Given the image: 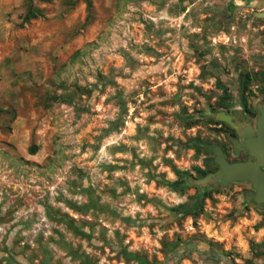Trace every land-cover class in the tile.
Here are the masks:
<instances>
[{"label":"rangeland","instance_id":"1","mask_svg":"<svg viewBox=\"0 0 264 264\" xmlns=\"http://www.w3.org/2000/svg\"><path fill=\"white\" fill-rule=\"evenodd\" d=\"M29 1H0L50 30L0 67V264H264L251 184L198 182L264 94V0H35L24 28Z\"/></svg>","mask_w":264,"mask_h":264},{"label":"water","instance_id":"2","mask_svg":"<svg viewBox=\"0 0 264 264\" xmlns=\"http://www.w3.org/2000/svg\"><path fill=\"white\" fill-rule=\"evenodd\" d=\"M256 16L264 18V11L255 12ZM226 121L230 120L225 115H221ZM245 130L241 141L230 138L235 146L245 149L249 158L246 161L229 162L220 147L209 145V149L214 153V163L218 166L217 171L199 179V184L209 180L227 186L236 181H247L251 184L252 190L249 192L250 199L257 205L264 204V110L257 121V128L254 130L250 126ZM254 158V160H252Z\"/></svg>","mask_w":264,"mask_h":264},{"label":"flooded vegetation","instance_id":"3","mask_svg":"<svg viewBox=\"0 0 264 264\" xmlns=\"http://www.w3.org/2000/svg\"><path fill=\"white\" fill-rule=\"evenodd\" d=\"M262 109L264 110V94H262L259 102L248 101L246 103L245 101L242 103L239 111H237V118L234 119L235 125L224 123L219 126L222 129L221 131L224 134V137L213 143V145L220 147L225 158L229 162L246 161L250 159L248 152L243 148L235 146L230 138H235L237 141H241L248 126L255 130ZM209 151V161L213 163L214 167L212 168V171L215 172L217 171L218 166L213 161L214 153L211 150ZM252 160H254V158H252ZM262 169L264 170V167H262Z\"/></svg>","mask_w":264,"mask_h":264},{"label":"crops","instance_id":"4","mask_svg":"<svg viewBox=\"0 0 264 264\" xmlns=\"http://www.w3.org/2000/svg\"><path fill=\"white\" fill-rule=\"evenodd\" d=\"M1 2H5V3H15L18 1H22V0H0ZM29 3L33 4V6H35L40 12H42V16H38L36 18H31L28 22L23 23L24 24V28L25 26L28 27L29 24L31 23H40V18L47 16V14H44L45 11L42 10V8L40 6H38L35 3V0H31L29 1ZM21 21H22V17H21ZM2 31V37H0L2 39V42H0V46L2 45H6L7 50L3 51L0 48V67L3 66H7V67H20V66H24V67H40V66H45L46 62H47V57H45V55H42L41 53H45V51H47V49H49L47 46H45L46 44H49V40H46L43 44L42 47L41 46H35L36 48V54L33 55L31 54V58L29 60V62H21L20 60L17 61L18 59L16 58H12V50L14 49V47H16V37L19 36L22 32L27 31L28 33H30L31 35V44L35 45L38 41V39H40L39 37L36 36H42V35H46L49 34L50 30H37L34 29L32 27H29L28 29H23V28H17L16 30L13 28H7V29H3L0 28V32ZM0 35V36H1ZM40 52V53H39ZM33 55V56H32ZM1 82V81H0ZM0 91H1V86H0Z\"/></svg>","mask_w":264,"mask_h":264},{"label":"trees","instance_id":"5","mask_svg":"<svg viewBox=\"0 0 264 264\" xmlns=\"http://www.w3.org/2000/svg\"><path fill=\"white\" fill-rule=\"evenodd\" d=\"M86 5L87 8L90 9L92 6V2L91 0H86ZM42 12H40L35 6H33V4L29 3L26 12L24 13V15L22 16V23L28 22L31 18H36L38 16H42ZM37 151V146L36 145H30L28 147V152L30 154H35ZM205 174V172L200 173V175L198 176H203Z\"/></svg>","mask_w":264,"mask_h":264}]
</instances>
